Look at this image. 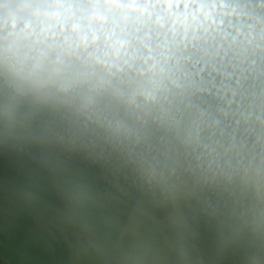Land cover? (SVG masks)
<instances>
[{"label":"clouds","instance_id":"1","mask_svg":"<svg viewBox=\"0 0 264 264\" xmlns=\"http://www.w3.org/2000/svg\"><path fill=\"white\" fill-rule=\"evenodd\" d=\"M30 138L120 178L69 190L37 157L65 204L35 180L21 195L53 213L72 264H264V0H0V146ZM106 198L122 212L98 214Z\"/></svg>","mask_w":264,"mask_h":264},{"label":"crops","instance_id":"2","mask_svg":"<svg viewBox=\"0 0 264 264\" xmlns=\"http://www.w3.org/2000/svg\"><path fill=\"white\" fill-rule=\"evenodd\" d=\"M39 129L33 135H40ZM29 141L42 147V155H47L57 165L55 183L72 189L78 181H86L104 193H115L119 176L108 168L104 173L102 164L92 163L82 154L67 150L55 140L44 143L38 139ZM39 173V175H34ZM110 173V174H109ZM97 177L101 184L97 182ZM35 180V191L44 199L64 205L62 194L53 188V174L43 169L31 157H23L13 162L0 158V264H72L76 259L64 242L53 220V213L43 204H29L22 198V188ZM164 206H158L161 209ZM123 205L106 198L104 207L98 210L103 218L119 214ZM171 211V210H170ZM158 223L151 226L154 235L162 236L171 232L169 213L162 219L155 211ZM200 235L197 242L212 250L218 235L215 222L207 217H199ZM222 264H239L235 254L224 253Z\"/></svg>","mask_w":264,"mask_h":264},{"label":"trees","instance_id":"3","mask_svg":"<svg viewBox=\"0 0 264 264\" xmlns=\"http://www.w3.org/2000/svg\"><path fill=\"white\" fill-rule=\"evenodd\" d=\"M28 145H29V150H27V151H13L10 149H6L3 146H0V158L9 159L13 162H18V161H21L23 159V157L31 156L41 166V163L38 161L37 157L42 156V147L37 146V145L31 143L30 141H28ZM97 182L99 184L102 183L98 177H97Z\"/></svg>","mask_w":264,"mask_h":264},{"label":"rangeland","instance_id":"4","mask_svg":"<svg viewBox=\"0 0 264 264\" xmlns=\"http://www.w3.org/2000/svg\"><path fill=\"white\" fill-rule=\"evenodd\" d=\"M101 166H102V168H104V171H103L104 173H108L109 172L108 171V168L106 166H104V165H101ZM170 210L171 209L169 207H165V206L163 208H161V209H157V207L155 209V211L158 212V216L161 217V219L164 216H166L170 212ZM155 236L158 237V238H160V239H163L165 237V235H162V236L155 235Z\"/></svg>","mask_w":264,"mask_h":264}]
</instances>
